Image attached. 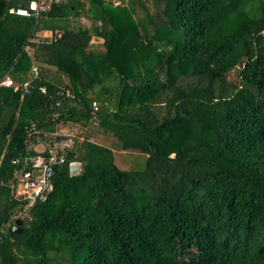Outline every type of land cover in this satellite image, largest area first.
<instances>
[{
  "label": "trees",
  "instance_id": "trees-1",
  "mask_svg": "<svg viewBox=\"0 0 264 264\" xmlns=\"http://www.w3.org/2000/svg\"><path fill=\"white\" fill-rule=\"evenodd\" d=\"M30 1L0 0V264H264V0L11 11ZM66 124L83 137L12 232L11 159L47 154L34 146ZM91 127L144 168L118 167Z\"/></svg>",
  "mask_w": 264,
  "mask_h": 264
},
{
  "label": "built area",
  "instance_id": "built-area-1",
  "mask_svg": "<svg viewBox=\"0 0 264 264\" xmlns=\"http://www.w3.org/2000/svg\"><path fill=\"white\" fill-rule=\"evenodd\" d=\"M46 9V6L42 0H32L29 2L28 7H17L11 9L19 15H30L31 12L38 14L39 12ZM32 76H38V68L35 64L31 67ZM1 83L5 86L12 87L13 90H17L20 86L16 84L10 77H5ZM28 82L22 84V87L27 89ZM40 91L44 93L46 91L44 86H41ZM60 94L70 96L69 91H60ZM92 110L97 109L96 101L91 103ZM95 124V123H94ZM37 133V131L31 127L28 134ZM76 131L64 134V133H51L50 136L53 138V144L47 145V154H40L37 156H30L28 154L14 157L11 159V163L14 165L13 170V181L9 185L12 194L15 198L19 199L23 203L21 210L12 214V219L16 221L20 217H29V208L37 201L44 200L47 194L52 189V184L49 181L45 171L48 167L64 162L67 150L71 148L76 141L82 139ZM44 149V150H45ZM39 151V153L44 152Z\"/></svg>",
  "mask_w": 264,
  "mask_h": 264
},
{
  "label": "rangeland",
  "instance_id": "rangeland-1",
  "mask_svg": "<svg viewBox=\"0 0 264 264\" xmlns=\"http://www.w3.org/2000/svg\"><path fill=\"white\" fill-rule=\"evenodd\" d=\"M114 3H118V2H124V3H129V0H113ZM44 2L47 4L49 3V0H44ZM44 4V5H46ZM134 10H135V17L139 18L142 16L143 11L141 10V8L135 4L134 6ZM84 18V17H82ZM88 19L84 18L83 19V24H88V22L86 21ZM80 21V19H79ZM94 41V40H93ZM93 48L99 49L100 43L99 42H94L91 45ZM236 73V69L232 70L229 73V77L233 79V77H235ZM91 130L94 133V140L96 141H100L101 143L111 147L114 151V155H115V163L118 167L122 168V169H142L145 166V160H146V154L140 151H135V150H122L119 148V144L117 142V140H115L114 137H112L111 135L108 134H104V136H100V135H96L97 133L100 132H96L95 128L91 127ZM76 131V133L79 135V133L81 134V127L78 124H69V128H68V132H73ZM77 135V136H78ZM79 137H83L82 135H79Z\"/></svg>",
  "mask_w": 264,
  "mask_h": 264
},
{
  "label": "water",
  "instance_id": "water-1",
  "mask_svg": "<svg viewBox=\"0 0 264 264\" xmlns=\"http://www.w3.org/2000/svg\"><path fill=\"white\" fill-rule=\"evenodd\" d=\"M55 169L53 167H48L45 171L46 175L49 177L54 173ZM70 175H78L82 172V163L80 161H72L69 164ZM22 224V221L17 219L12 225V232H17L18 227Z\"/></svg>",
  "mask_w": 264,
  "mask_h": 264
},
{
  "label": "crops",
  "instance_id": "crops-1",
  "mask_svg": "<svg viewBox=\"0 0 264 264\" xmlns=\"http://www.w3.org/2000/svg\"><path fill=\"white\" fill-rule=\"evenodd\" d=\"M58 1V0H57ZM85 18V17H84ZM84 18H82V17H80V22H84L83 21V19ZM87 19V18H86ZM89 20V19H88ZM88 20H86L87 22H88ZM90 23V21L88 22V24ZM86 24V23H85ZM46 33H48V30H46V31H44V30H40L39 32H38V34L39 35H41V34H46ZM94 40V41H93ZM93 40H92V42H91V44L90 45H92V43H94V42H99V40H97L96 38H93ZM100 43V42H99ZM92 47V46H91ZM68 128H69V124H66V125H63L61 128H60V130L59 131H55L56 133H64V134H67V133H69L68 132ZM100 136H104V135H100ZM100 142V141H99ZM47 144V143H46ZM45 143H38L37 145H35L34 146V148L36 149V150H38V151H43L45 148H46V145Z\"/></svg>",
  "mask_w": 264,
  "mask_h": 264
}]
</instances>
